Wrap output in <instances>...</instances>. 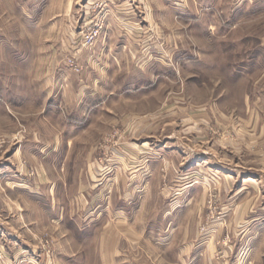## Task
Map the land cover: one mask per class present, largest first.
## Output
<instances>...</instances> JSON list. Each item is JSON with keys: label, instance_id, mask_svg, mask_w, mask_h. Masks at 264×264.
Listing matches in <instances>:
<instances>
[{"label": "rangeland", "instance_id": "rangeland-1", "mask_svg": "<svg viewBox=\"0 0 264 264\" xmlns=\"http://www.w3.org/2000/svg\"><path fill=\"white\" fill-rule=\"evenodd\" d=\"M127 2L118 24V0H0V264H107L112 217L84 208L164 184L174 211L190 174L199 221L173 214L131 262L264 264V0Z\"/></svg>", "mask_w": 264, "mask_h": 264}, {"label": "crops", "instance_id": "crops-1", "mask_svg": "<svg viewBox=\"0 0 264 264\" xmlns=\"http://www.w3.org/2000/svg\"><path fill=\"white\" fill-rule=\"evenodd\" d=\"M130 1L132 2L133 0H130ZM127 4H128L127 0H122V1L118 0V4L114 5L116 8V12H117V14L115 12L113 15V20L115 23L119 24V22L122 20L120 10L122 8L125 9L126 8L125 6H127ZM176 6H180V4H177ZM112 32H114V30H112ZM118 33L120 32L118 31ZM263 127L264 126H261L260 131H259L260 133L259 135L261 136L264 134ZM196 161L197 160L193 162L192 158H188V159L184 158V162H183L184 170L183 171L189 172V171L194 170L195 166L200 165L199 163L197 164ZM187 165H189L188 170L186 168ZM152 176H153L152 174H148V175L145 174L144 176H142V178L144 180L146 178H151ZM136 178H138L137 175H136ZM201 178L202 176L200 175L190 174V175H184L182 179H179V188L172 194L174 196L173 199H175V197L178 198V201H177L178 205H176L174 211H171L172 209H170L169 206L167 207V205H164V203L159 204L158 201H156V197L159 196V193H158L159 191H156V192L149 191L150 194H153L152 204L151 203L149 204L148 202L147 198H149V195H148L149 192L147 191L145 196H141V198L143 199L142 201L137 203L136 200L134 199L131 201L129 206L123 207L122 206L123 203H121L119 205H115L113 208L103 207L101 205H97L93 207L92 209L90 207H85L84 208L85 211L82 212V215H85L84 219H86V215L88 217L94 213H95V217L93 218V220L94 221L97 220V223H99V221L102 220V216L104 214L108 213L112 217L108 220L103 219L102 224H101V226L104 227V230L107 229L106 232L109 231L108 234H105V236L100 237L102 239L101 243L103 241V246L105 247L108 246L107 250H104V251L106 253H109L110 255V258L105 257L109 259L108 262L104 258V263L107 262V264H136L137 262L134 263L131 261L134 259L135 253L136 252L138 253L139 251L138 247L143 245V240H145L144 235L149 233V231H152V233L155 231L154 233L158 234L156 233V231L165 230L167 227L169 228L171 225V222H170L171 217L175 213L176 214L178 213L180 215L181 213H186L187 211L192 212L193 214H195V217L198 216L197 219L199 221L202 207L201 205H198L199 202L198 204L196 202L198 201L197 197L200 196L199 195L200 188L198 185L201 183ZM212 178L214 182L218 183V181L226 182V180H228V178H232V176H230L227 173H224L222 176H220L219 174L216 173L214 174ZM251 179L252 178H249V176H244L243 181L249 182V180ZM169 181L170 180H167V182ZM167 187L169 186H165L164 184L161 186V196L158 197L159 199L160 197L164 198V197L171 195V191H169L170 189H167ZM218 187L221 188L219 189V191L221 190L220 196L221 194L227 192L226 185L222 184L221 186L218 185ZM88 194H90V192ZM104 194H105V191H104V188H102L98 190L97 193H95L94 198H99L98 200H101ZM127 194L130 197H133V193L128 192ZM127 194L125 193V196H127ZM191 201L193 202L192 206L189 205ZM191 208H192V211L189 210ZM238 208L240 209L239 211L240 213L250 212V207L248 205V202L241 204V207H237L236 209ZM231 210H233V207L231 208ZM196 220H194L193 222L189 221L188 227L195 228L196 225L198 224V221ZM91 221L92 220L90 219L88 221V224L91 223ZM179 224L180 222L178 221V223L174 225V228H178V226L182 227ZM187 251H189V249L185 248V252L183 253V255H179V260L183 259V261H188V262H192V261L203 262L204 261V262H209V263H212V261L215 260L213 259L212 255H209V256L206 255V257L202 256L201 254L191 255V254H187Z\"/></svg>", "mask_w": 264, "mask_h": 264}]
</instances>
